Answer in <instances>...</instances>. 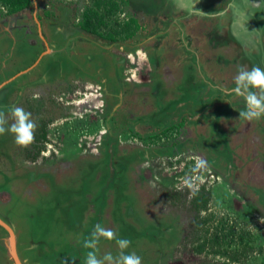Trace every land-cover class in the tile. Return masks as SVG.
Segmentation results:
<instances>
[{
    "label": "rangeland",
    "instance_id": "rangeland-1",
    "mask_svg": "<svg viewBox=\"0 0 264 264\" xmlns=\"http://www.w3.org/2000/svg\"><path fill=\"white\" fill-rule=\"evenodd\" d=\"M38 1L36 17L43 26L49 24V30L41 27L44 48L51 49L47 55L38 53L43 40L34 33V17L30 19L33 2L21 8L18 1L19 10L9 13L0 1V17L5 18L0 23L10 27L0 40V81L29 75L36 81L39 73L35 70L20 76L12 73L37 62L44 68L42 78L55 72L64 75L42 85V91L33 94L36 97L21 102L36 123L28 147L15 145L9 134L0 136V217L12 227L22 264H64L78 260L81 254L84 264L88 249L81 246L83 239L95 224L105 223L103 188L100 190L101 181L93 176L98 159L92 154L80 159L70 152L78 153L76 144L81 145L80 150L99 142L104 147L101 113L106 108L104 115L112 117L118 106L115 122L131 117L120 129L126 135L119 136V141L114 135L116 140L110 141V148L119 143L121 154L115 149L119 158L114 170L120 183L107 198L112 204L109 219L118 225L114 230L119 236H130L121 237L131 241L127 251L139 255L142 264H264V117L247 122L239 119L242 100L224 94L234 87L238 64L264 67V17L260 15L264 0H249V4L259 3L253 2L259 13L253 27L249 21L239 32L230 28L229 16L236 10L232 0H117L123 6L119 4V10L104 17L109 21L101 28L105 35L87 34L78 27L82 10L93 6L94 0ZM188 6L195 11L190 15L200 16L192 20L198 23L189 26L190 33L187 20H180ZM200 8L206 15H198ZM44 19L48 20L45 24ZM138 50L148 53L150 71L140 64L144 56ZM101 53L110 55L106 92L98 78L90 75L97 62L107 63ZM124 62L126 67L131 63L127 80L134 73L137 79L147 74L151 80L144 96L132 97L121 72ZM97 93L108 99L103 106L95 101ZM125 96L131 98V104L123 103ZM2 100L0 95V109ZM112 100H118L114 109ZM183 117L188 129L181 127ZM244 123L254 128L241 131ZM136 126L153 132L152 138L138 141L139 133L132 132ZM70 158L81 165L51 174ZM198 160L205 161L206 171H193ZM145 174L160 186L161 200H168L169 205H159L156 190L143 182ZM197 175L195 190H189L185 180ZM43 178L48 180L45 190L34 185ZM133 180L139 189L132 186ZM170 212H176L171 220L167 219ZM2 232L5 251L8 233ZM99 247L100 255L117 252L112 241L102 240ZM3 250L0 264H13Z\"/></svg>",
    "mask_w": 264,
    "mask_h": 264
},
{
    "label": "crops",
    "instance_id": "crops-1",
    "mask_svg": "<svg viewBox=\"0 0 264 264\" xmlns=\"http://www.w3.org/2000/svg\"><path fill=\"white\" fill-rule=\"evenodd\" d=\"M234 3H235V7H236V10H233V11H231L232 13H233V16H232V14L230 13V16H229V18H231L230 19V21L229 20H227L226 22H230V23H232V25L233 26H231L230 28H233L234 29V31L235 32H239V30L241 31V28L242 27H244V26H247L248 27V25H249V21H251V25L249 26V27H253V24H254V22H255V16L259 13V11H255L254 9H253V2H256V1H253L251 4H249V0H232ZM32 2H33V8H34V13L32 14V18H30L31 20L33 19V17H34V19H35V26H36V29H37V32L35 31L34 33H36V34H38L41 38H42V40H43V43H42V45L39 47V52L38 53H41V55H47V54H49L50 53V51H51V49L50 48H48V47H45L44 48V43H46V40H45V36L42 34V31H41V27H43V29L44 30H49V24L47 25V26H43L42 24H41V22H40V20H38V18L36 17V15H37V13H38V9H39V6H38V0H32ZM198 2H200V3H205V2H208V3H210L211 2V0H194L193 1V3H198ZM40 3V2H39ZM259 5V3H257L256 2V5ZM191 5V4H190ZM249 5V6H248ZM206 6V5H205ZM205 6H203V7H205ZM262 8H264V4L262 5V7L260 8V9H262ZM41 11V10H40ZM193 12H195L194 11V7L193 6H191L190 8H189V6H188V8L186 9V14H181L180 15V20H183L184 18L187 20V22H188V25L186 26V28H187V31L190 33L191 32V30H190V28H189V26L190 25H192V24H197L198 23V21L196 20V21H192L193 19H194V17H196L197 15H190L191 13H193ZM41 13V12H40ZM197 13H198V15L199 14H205L206 15V13L205 12H203L202 10H201V8L199 9V11H197ZM260 15H261V18L262 17H264V11L263 10H260ZM184 16H186V17H184ZM197 17H200V16H197ZM44 18V17H43ZM0 19H1V22H5V18L4 17H0ZM46 21H48L47 19H44V23L43 24H45L46 23ZM190 22V23H189ZM57 23H58V21H57ZM6 24H7V22H6ZM10 24H13L12 22L10 23ZM248 24V25H247ZM0 25L1 26H3L4 28L3 29H1L0 30V40L1 39H5L6 38V34H5V32L6 31H8V30H10V27L7 25V26H4L5 24H3V23H0ZM194 34H197V32L195 31L194 32ZM262 34V33H261ZM88 36V35H87ZM107 37V36H106ZM108 37H110V36H108ZM35 39H33V41H34ZM84 40L87 42V43H90L86 38H84ZM109 40H110V38H109ZM81 42H82V40H81ZM104 42V41H103ZM108 43H110V41H108L107 40V45L109 46V44ZM91 44V43H90ZM92 45V44H91ZM93 46V45H92ZM189 48V50H190V52H193L192 50H191V48L190 47H188ZM223 48V47H222ZM79 54H80V52H78ZM129 53H130V51H129ZM138 53H140L141 55H143L144 56V59H142L143 61H141V63L140 64H142V65H144V66H148V70L150 71L151 69V67L149 66V64H148V60H150V58L148 57V53L146 52V53H144V51H139L138 50ZM84 54V53H83ZM101 56H102V58L103 59H105L106 61H107V63L106 64H104L103 63V61H101V62H97L96 64H95V67H94V69L92 70V72H93V74H90V75H95L97 78H98V82L100 81V85L102 84L104 87L103 88H105V92L107 91V86H106V84H105V82L106 81H109V79H108V77H107V75H110V55L109 54H104V53H101ZM45 57V56H44ZM80 56L79 55H76L75 56V58H79ZM120 58V57H119ZM125 59H126V57H125ZM200 58L199 57H197L196 56V60H199ZM41 60V59H40ZM118 60V59H117ZM41 62H37V63H34V65L33 66H31V64L30 65H28V66H26V68L25 69H22V70H20V71H17V72H13L12 74H14L13 76H15V75H19L20 76V74L21 73H27V71L28 70H35V73H39L38 74V77L35 79L37 82H39V84H37L38 86H36V83H34V82H36V81H34V82H32V78H33V76H31V75H29L27 78L26 77H22L21 79H19V77H17V78H13V80L14 81H10V78L8 79H4V80H1L0 81V95H2L3 96V105L1 106V109H3V110H5V111H7V109H8V107H10V106H12V105H16V106H19V107H22V103L21 102H23V101H25L26 99H28L29 97L30 98H34V97H36V96H34L33 94H35L36 93V91H38V92H40V90L42 91V89L40 88V87H42V85H47V83H49V82H51V80H53V79H57L58 78V76H63L64 77V75H59V74H57L56 72L54 73V74H52L51 76H49V77H46V78H42L41 76H40V72L42 71V69H44L43 68V66L40 64ZM128 63V62H127ZM114 64V66H116V64L115 63H113ZM131 64V63H130ZM130 64H129V66H130ZM47 65V64H46ZM127 65H126V62H124V63H122L121 64V67H122V70H121V72H122V74H123V80L127 83V86H128V90H130V91H132V97H139V96H144V89H147L148 88V86H149V84L151 83V80L149 79V77L147 76V74L145 75V76H143L142 78H139V79H137L136 77H134L135 76V73L133 74V75H131L130 77H129V79L127 80L126 78H125V74H127V73H129L128 71L131 69V68H129V66L128 67H126ZM165 66V68L166 69H168L169 70V67L167 66V65H164ZM30 67V68H29ZM116 67H118V66H116ZM118 69H120L119 67H118ZM147 69V68H146ZM131 71V70H130ZM31 72V71H30ZM60 74H62V73H60ZM72 74V73H71ZM169 77V76H168ZM101 79H103V82L101 83ZM97 83V82H96ZM9 84L13 87V88H11L10 90H8V89H6V88H4V87H7V86H9ZM40 84H41V86H40ZM108 85H110V82H109V84ZM148 85V86H147ZM44 86V87H45ZM35 87H37L36 89H35ZM100 87L98 86V89H99ZM102 87H101V89H103ZM15 91H16V93H15ZM147 92H148V90H147ZM147 95H148V93H146ZM40 95V94H39ZM38 95V96H39ZM102 95H101V93H97V98L95 99V101H100V104H102V106H103V102L104 103H106V101L108 100V99H106L105 98V100H103L102 98ZM126 97V96H125ZM146 99V98H145ZM118 100H116V102H117ZM17 102V103H16ZM116 102H114L113 103V100L111 101V109L113 108L114 109V107H115V104H116ZM243 102V101H242ZM123 103L124 104H126V105H129V104H131V98H129V97H126L125 99H124V101H123ZM1 104V103H0ZM106 105V104H105ZM118 108H119V106L117 107V109H116V112H117V110H118ZM128 108H130V109H132V106H129ZM243 108V107H242ZM241 108V109H242ZM105 109V111H106V108H104ZM234 109V108H233ZM105 111L103 110L102 111V116L100 117V120H101V122H102V124H100V125H102V126H104L105 127V129L102 131L101 130V132L102 133H104V135H103V139H104V142H103V140H102V142L105 144V146L104 147H101V145H99L100 147H99V150H98V153L97 154H92L93 156H94V158H96V159H98L95 163L97 164L96 165V167H94L93 168V170H96V172L97 173H94V179H95V177L99 180V181H101V184L99 185V183H98V187L100 188V190H102V188H103V192L101 193L102 195H101V197H102V209H103V211H104V214H103V216H102V219H104L105 220V223H104V226L105 227H110V228H112V229H114V225H116L115 223H114V221L111 219H109V214H108V210H109V206H110V209H111V207H112V204H111V199L109 200L108 198H107V196H108V193H109V191H110V193H111V189H114L116 186H117V184L118 183H120V179H119V177H117L116 179H117V181H116V179H115V170H114V168H115V165H116V161H117V159H116V157H118V156H116L117 154H116V150L115 149H117V152H118V154H121V152H120V149L118 148L119 147V143L116 145V147H114V146H111V148H110V141L112 140H118V137L119 136H124V135H126V134H123V133H121L123 130H120L121 129V127L125 124V119L126 118H128V117H131V116H129V115H127V116H123L124 117V120H122V121H120V119H118V123L117 122H115V120L113 119V117H115V118H119V117H117V113L116 112H114V110L112 111V117H110V113L109 114H107V115H104V113H105ZM80 118H82V117H79L78 119H80ZM113 119V125H112V123L110 122V119ZM187 118L189 119V115H187ZM77 119V118H76ZM186 121L187 120H185V118L183 117V119H182V122H183V124H182V128H186L185 126H186ZM247 122V121H246ZM253 124V123H252ZM100 125L98 126V127H100ZM244 125H245V127H242V129H241V131H244L245 129H247L248 128V126H250L248 129H253L254 127L253 126H251L250 124H246V123H244ZM90 126V124L89 125H87V129H88V127ZM101 126V127H102ZM127 126V125H126ZM118 128H119V131H118ZM186 129H188V128H186ZM132 130L133 131H135L136 132V134H138L139 133V136H138V141H139V139H141V138H146L147 140L151 137L152 138V135L154 134L153 132H151V131H144V130H142V127H140L139 128V126H136V127H132ZM127 131H129V130H127ZM172 132H174V131H172V130H168V132L167 133H172ZM167 133L165 134V135H167ZM254 133H255V131H253L252 132V134H253V136L252 137H254V142H257V137L256 136H254ZM115 135V137H116V139H115V137H113ZM128 136V135H127ZM256 137V138H255ZM182 139H185V138H182ZM119 141V140H118ZM140 142H142L141 140H140ZM258 143V142H257ZM137 144H139V145H142L141 143H137ZM133 145H136V144H133ZM165 146H163V148H164ZM104 148V149H103ZM124 152V151H123ZM71 154H73L74 155V157H76L78 154H75V153H72V152H70V155ZM100 154V155H99ZM100 156H102L101 157V160H100ZM111 157H113L114 159H112L111 160ZM82 158H85V157H81L80 159H82ZM119 158V157H118ZM9 160V159H8ZM10 161V160H9ZM143 161H145V160H143ZM142 161V162H143ZM10 162H12V160L10 161ZM142 162L141 163H139V165L141 166L142 165ZM78 165V167L81 165V163H79V162H77V161H75L73 158H70L67 162H66V164H65V166H63L61 169H55L54 170V172H52L51 174H59L60 172H63V171H65V170H68V169H70L71 167H73V168H76V166ZM139 165H138V167H139ZM126 167H127V170L129 171L130 170V166L128 167V165L126 164ZM148 172V171H147ZM50 174V173H49ZM102 176V177H100V176ZM146 175V174H145ZM45 178V177H44ZM43 178V182L42 183H39V184H34V185H39V186H41L40 188L42 189V190H45V189H47V188H49L48 187V185H47V181L48 180H45ZM38 181H40V180H38ZM143 182L153 191V189L154 190H156V192H157V195H158V199H159V205H161V204H166V205H169L170 203H169V201L168 200H164V201H162L161 200V196L159 195V188H160V186H158L157 184H156V182H154L153 180H152V178L151 177H148V175H146V179L145 180H143ZM111 186V187H110ZM132 186L136 189L138 186H139V183L136 181V180H133V184H132ZM98 187H97V189H98ZM138 189H139V187H138ZM30 192H33L32 191V188H30V190H29ZM28 191V192H29ZM110 196H111V194H110ZM93 198H94V196H93ZM96 199H98V197H96ZM150 199L153 201V194H152V196L150 197ZM144 200H147V197L146 198H144ZM114 207V206H113ZM150 214H153V212H149V215ZM176 214V212L174 213V212H170L169 213V215H168V217H167V219H169V220H171V217H173L174 215ZM156 216H158V217H160V218H166V217H161V216H159L157 213L155 214ZM112 217H113V215H112ZM0 219L4 222V223H6L10 228H11V230H12V227L9 225V222H6V221H4L1 217H0ZM127 220L128 221H130L128 218H127ZM110 222V225H108V223ZM102 224V223H101ZM103 225V224H102ZM116 226H118V225H116ZM2 231H6L1 225H0V250H3L4 249V243H3V241H2V238H3V235H4V233L2 232ZM14 233V232H13ZM145 234H147V233H145ZM15 236V235H14ZM118 237H130V236H128V235H124V234H122V236H119L118 235ZM15 241H16V238H15ZM108 242H110V241H108ZM112 243H114V241H112ZM73 244H75V242H73V243H70L69 245H73ZM6 249H7V245H6ZM4 251V250H3ZM5 251H7V250H5ZM4 251V252H5ZM6 253V252H5ZM17 255H18V252H17ZM83 256H84V254H81V256H78L79 257V259L78 260H74L75 261V263H77V264H83ZM19 258V257H18ZM20 260V259H19ZM21 261V260H20ZM77 261V262H76ZM8 262L10 263V261L8 260ZM13 263V262H12ZM22 263V262H21Z\"/></svg>",
    "mask_w": 264,
    "mask_h": 264
},
{
    "label": "clouds",
    "instance_id": "clouds-1",
    "mask_svg": "<svg viewBox=\"0 0 264 264\" xmlns=\"http://www.w3.org/2000/svg\"><path fill=\"white\" fill-rule=\"evenodd\" d=\"M233 84L234 87L224 94L235 96L243 101V108L238 110V118L254 121L264 117V67L253 65L249 68L247 65L238 64L236 74L233 77ZM35 130L36 123L32 119V114L25 111L24 108L12 105L8 107L7 111L0 109V136L11 135L14 144L18 147H28L34 140ZM45 136L46 138L49 137L47 133ZM99 143L98 145H100ZM78 145L76 144L77 154L80 157L98 153V145L95 147H92L91 144L83 145L81 150V145ZM193 171H206L205 161L198 160ZM199 179L198 175L195 178L189 177L184 183L189 190L194 191ZM102 240L115 242L117 248L115 255L110 251L103 255L99 254V246ZM130 244V240L118 237L114 229L97 223L81 243L84 249H88L84 264H142V258L139 255L134 251H127ZM74 262L66 260L64 264H74Z\"/></svg>",
    "mask_w": 264,
    "mask_h": 264
},
{
    "label": "trees",
    "instance_id": "trees-1",
    "mask_svg": "<svg viewBox=\"0 0 264 264\" xmlns=\"http://www.w3.org/2000/svg\"><path fill=\"white\" fill-rule=\"evenodd\" d=\"M0 1L3 2L7 6L9 13L16 12L17 10H19V9H17L19 7L25 8L27 6H32V0H17V1L0 0ZM18 1H20L19 7H18ZM105 2H106V0H94L93 6H90V7L82 10L80 19L78 20V27H80L84 33L104 35V33L101 32V28L102 27L106 28V26L108 25V22H109L108 20L104 21V17L109 18L108 15L111 16L112 11H114L115 9L119 10L120 9L119 4H120V6L121 5L123 6V4L119 3V1H117V0H109L106 3L107 4V7H106L104 5ZM13 4H17V5L13 6ZM100 7H105V8L102 11ZM126 20H127V17H126L125 21ZM123 21L124 20L119 21V22L122 23ZM163 131H168V130L164 129ZM132 132H135V131H132ZM161 157H163V156H161Z\"/></svg>",
    "mask_w": 264,
    "mask_h": 264
},
{
    "label": "water",
    "instance_id": "water-1",
    "mask_svg": "<svg viewBox=\"0 0 264 264\" xmlns=\"http://www.w3.org/2000/svg\"><path fill=\"white\" fill-rule=\"evenodd\" d=\"M0 225H1V226L6 230V232L8 233L6 241L9 239V237H12L11 242H7L6 245H7V251H8V254H9V256L11 257V259H12V261H13V264H22L21 261H20L19 258H18L17 251H16V248H15V236H14L13 231H12L11 228H10L6 223H4L1 219H0Z\"/></svg>",
    "mask_w": 264,
    "mask_h": 264
},
{
    "label": "bare ground",
    "instance_id": "bare-ground-1",
    "mask_svg": "<svg viewBox=\"0 0 264 264\" xmlns=\"http://www.w3.org/2000/svg\"><path fill=\"white\" fill-rule=\"evenodd\" d=\"M11 240H12V237H9V239L6 241V243L11 242Z\"/></svg>",
    "mask_w": 264,
    "mask_h": 264
}]
</instances>
